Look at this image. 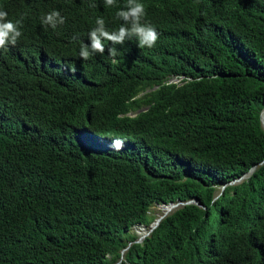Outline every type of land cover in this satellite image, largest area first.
<instances>
[{"label": "trees", "instance_id": "obj_1", "mask_svg": "<svg viewBox=\"0 0 264 264\" xmlns=\"http://www.w3.org/2000/svg\"><path fill=\"white\" fill-rule=\"evenodd\" d=\"M144 1L149 23L173 30L177 0ZM214 5L237 45L229 50L242 54L196 50L174 71L191 81L143 93L150 75L137 86L123 75L129 52L79 55L82 43L91 51L97 18L109 32L121 25L104 0H0L22 32L0 49V264H264V17L231 0ZM53 10L65 18L55 29L41 23ZM76 128L155 139L166 162L144 179L112 155L80 167ZM176 202L133 243L153 206Z\"/></svg>", "mask_w": 264, "mask_h": 264}, {"label": "clouds", "instance_id": "obj_2", "mask_svg": "<svg viewBox=\"0 0 264 264\" xmlns=\"http://www.w3.org/2000/svg\"><path fill=\"white\" fill-rule=\"evenodd\" d=\"M231 1L241 8L251 10L254 15L264 17V0ZM104 2L106 6L112 8L110 18L121 23V25L116 31L109 32L105 27V20L97 18L96 27L89 33L91 51H89L88 45L82 43L79 55L83 60H87L94 53L103 54L105 49L109 51L111 57L118 55L119 50L122 49L129 52L128 56L132 61V68L123 72V75L129 84L136 86L140 83L142 76L150 75L151 77L145 83L143 93H152L162 86L179 87L183 83L191 81L190 78L176 74L174 71L183 67L185 63H189L191 66L193 63L192 56L196 50L210 56L211 54L206 51L210 47L214 49L217 45L226 60L230 59V56L237 57L242 54V48L235 52L229 50V48H236L237 45L226 28L228 25L214 5V0L174 1L173 12L165 26L168 29L175 26L173 30L167 32H161L149 23L153 21L148 17L144 0H104ZM257 5L261 8L257 9ZM7 17L8 13L0 10V49L5 48L9 43L14 46L22 35L21 21L13 22ZM41 23L55 29L58 24L65 23V18L61 16L59 11L53 10L41 17ZM105 40L111 42L106 48ZM245 61L250 62V59L246 58ZM124 62L127 63V61ZM134 99H138L137 96L132 100ZM145 111V107H140L123 116L134 118ZM260 116H262V112ZM116 131L118 130L116 129ZM118 133L119 136L90 137L81 128H76L71 144L79 155L80 167L91 166L94 170L96 157L104 158L112 155L117 159H126L127 165H130L129 175L131 177L144 179L158 172L159 166L166 162L165 152L167 151L160 143L157 144L155 139L148 141L144 136H141L137 141L133 133L125 135L119 131ZM97 152L100 154H96ZM251 171L252 169L249 170L248 174ZM247 175H243L237 180H241ZM237 180L232 182L236 183ZM176 203L156 206L163 207L164 210L167 205ZM184 204L180 203L176 207ZM135 227L143 226L137 224L132 229ZM148 227L150 226L148 225L146 228ZM141 232L139 230L138 234L134 235L136 239L133 243H141L150 234L146 235V232ZM126 249L120 251L121 257L119 259H122V254Z\"/></svg>", "mask_w": 264, "mask_h": 264}, {"label": "rangeland", "instance_id": "obj_3", "mask_svg": "<svg viewBox=\"0 0 264 264\" xmlns=\"http://www.w3.org/2000/svg\"><path fill=\"white\" fill-rule=\"evenodd\" d=\"M239 181H240V180H237L236 183H239ZM215 194H216V195H215V198H216V197L219 196L220 193L218 192V193H215ZM164 210L166 211L167 208H164ZM164 210H163V207H159V206H153V207L150 209L149 214H150V215H154V217H155V219H154L153 222H155V220H157L158 218H160V217L162 216ZM153 222H151L149 226H151V225L153 224ZM149 228H150V227H148V228L145 227V228H144V226H143V227H135V228L132 229L131 232H133L134 235H136V234H138L139 230H141V231H142L141 233H143V232H147V230H148ZM137 231H138V232H137ZM131 232H129V234H130V235H133V233H131ZM120 260H121V259H119L118 262H119Z\"/></svg>", "mask_w": 264, "mask_h": 264}, {"label": "water", "instance_id": "obj_4", "mask_svg": "<svg viewBox=\"0 0 264 264\" xmlns=\"http://www.w3.org/2000/svg\"><path fill=\"white\" fill-rule=\"evenodd\" d=\"M264 112V110L262 111V113ZM260 123H261V126L262 128L264 129V117L262 118V116H260ZM234 182H231L230 184H233ZM188 203H193L197 206H199L198 203H196V201H189L187 202L186 204ZM178 204H180L179 202L176 203V204H169L167 205V210L163 212L162 216L160 218H158L157 220H155V222H153V224L150 226L149 230L146 232V235H148L149 233H151L155 228L156 226L158 225V223L160 222V220L172 209V208H175ZM145 236V235H144ZM143 236V237H144ZM142 238V237H141Z\"/></svg>", "mask_w": 264, "mask_h": 264}, {"label": "bare ground", "instance_id": "obj_5", "mask_svg": "<svg viewBox=\"0 0 264 264\" xmlns=\"http://www.w3.org/2000/svg\"><path fill=\"white\" fill-rule=\"evenodd\" d=\"M264 117V112L262 113V118ZM165 208H167V206L165 207ZM138 232V231H137Z\"/></svg>", "mask_w": 264, "mask_h": 264}]
</instances>
